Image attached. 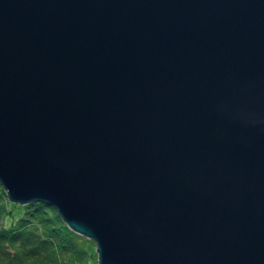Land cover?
I'll use <instances>...</instances> for the list:
<instances>
[{"label":"water","instance_id":"95a60500","mask_svg":"<svg viewBox=\"0 0 264 264\" xmlns=\"http://www.w3.org/2000/svg\"><path fill=\"white\" fill-rule=\"evenodd\" d=\"M0 183L99 264H264V0H0Z\"/></svg>","mask_w":264,"mask_h":264},{"label":"trees","instance_id":"16d2710c","mask_svg":"<svg viewBox=\"0 0 264 264\" xmlns=\"http://www.w3.org/2000/svg\"><path fill=\"white\" fill-rule=\"evenodd\" d=\"M0 264H99L96 242L43 201L10 199L0 183Z\"/></svg>","mask_w":264,"mask_h":264},{"label":"rangeland","instance_id":"374dc122","mask_svg":"<svg viewBox=\"0 0 264 264\" xmlns=\"http://www.w3.org/2000/svg\"><path fill=\"white\" fill-rule=\"evenodd\" d=\"M95 241V240H94Z\"/></svg>","mask_w":264,"mask_h":264}]
</instances>
